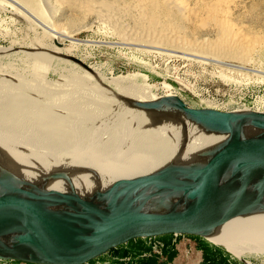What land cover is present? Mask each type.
Returning a JSON list of instances; mask_svg holds the SVG:
<instances>
[{
	"label": "bare ground",
	"instance_id": "bare-ground-1",
	"mask_svg": "<svg viewBox=\"0 0 264 264\" xmlns=\"http://www.w3.org/2000/svg\"><path fill=\"white\" fill-rule=\"evenodd\" d=\"M49 1L0 0V7L10 6L11 17L18 16L17 20L25 27L31 26L34 34L32 27L41 28L42 34L59 44L68 40L69 49L79 47L70 30L64 29L66 25L52 21ZM52 1L78 11L84 28L93 19L97 31L110 37L123 36L126 41H99L104 43L101 46L120 45L132 54L154 53L211 66L228 81L264 80V32L233 20L234 0ZM202 31L213 35L202 36ZM41 42L40 37L35 45L29 42L30 46L14 48L31 66L33 73L29 78L17 70L10 72L0 67V168L6 179L25 183L29 189L71 191L89 198L117 180L168 166H203L223 154L230 143L263 138L264 131L242 126L234 141L232 135L210 131L186 119L180 110L138 107L140 102L179 98L175 90L156 96L144 83L143 74L116 76L106 81L107 76L102 77L78 59L89 70L74 64L78 69L67 67L70 70L64 73L65 84L47 81L42 72L53 57L50 53L73 56L65 47L49 45L46 52L38 47L45 44ZM136 42H143L142 48H134L140 46ZM9 50L0 48V59ZM137 76L142 83L134 81ZM104 85L112 86L114 91ZM57 174L60 177L51 178ZM207 240L238 259L264 255V209L219 223Z\"/></svg>",
	"mask_w": 264,
	"mask_h": 264
},
{
	"label": "water",
	"instance_id": "water-1",
	"mask_svg": "<svg viewBox=\"0 0 264 264\" xmlns=\"http://www.w3.org/2000/svg\"><path fill=\"white\" fill-rule=\"evenodd\" d=\"M138 107L180 110L186 119L232 135L234 141L242 126L264 131V112L197 109L179 98ZM226 147L203 166H168L117 180L89 198L29 189L6 179L0 168V262L87 264L136 238L180 234L207 239L219 223L264 209V135Z\"/></svg>",
	"mask_w": 264,
	"mask_h": 264
},
{
	"label": "rangeland",
	"instance_id": "rangeland-1",
	"mask_svg": "<svg viewBox=\"0 0 264 264\" xmlns=\"http://www.w3.org/2000/svg\"><path fill=\"white\" fill-rule=\"evenodd\" d=\"M36 1L39 2V0ZM49 4L52 8V21L54 24L66 25L67 28H64V26L59 27L66 29V31L70 30L69 32L72 33L73 38H76L79 42V47L69 49L68 40H64L59 44L57 41L50 39L46 34H42L41 28L32 27L36 30V34H34V31L30 28L31 26L25 27L21 20H17L18 16L11 17V7L6 5L0 7V48L8 47L11 50L7 51L0 59V67L2 66L8 69L10 72L12 70L16 72L17 70L18 73L25 74V77L29 78L33 70L24 61L23 54L16 53V49L14 48L15 46H30L33 42L35 45L41 37V43L45 44L40 43L41 45L38 46L40 49L49 52L47 51L49 45L58 48L65 47L73 57L81 59L85 64L92 66L102 77L107 76L104 77L106 81L116 76H126L134 73L143 74L145 75L144 83L150 87V92L159 97L168 91L175 90L179 99L192 108L216 109L219 111L252 109L257 112H264V80L250 79L251 82L250 80L236 79V81H228L222 79L218 75L217 70L211 66L199 65L192 61L188 62L167 58L154 53L137 51L132 54L126 47L120 45H108L109 47L106 45L101 46L104 43H99V41H116L120 43H125L126 41L123 36L111 35L110 37L100 30L97 31L93 19L87 23L89 26L84 28L78 11L67 8L66 6L55 5L52 0L49 1ZM231 8L233 12L232 18H234L233 20L235 22L249 29L254 28V30L259 29L264 32V0H234ZM77 19H80V22ZM200 35L211 36L213 34L208 31H202ZM32 38L34 40L36 39V41ZM43 38H45L44 41ZM136 43L140 46L134 48H142L141 45L144 44L143 42ZM84 44L88 46L85 47ZM50 54L53 57L50 59L49 65L47 64L46 69L42 72L44 73L42 75H45L44 77L47 81L55 84H65L64 73L71 67V69H78L77 66H74V64H77L71 61L70 57L66 55ZM262 69L264 70V61ZM1 72L2 70L0 68ZM141 79L140 76H137L134 78V81L142 83ZM104 88H107L109 91H114L112 86L104 85ZM117 108L120 109L121 107L119 106ZM118 113L126 112L118 110ZM229 253L234 256L231 252ZM234 257H232L234 259L233 262H238V259ZM243 259L252 262L251 264H264V255L245 256ZM95 261H100V259H93L92 264ZM0 264H4V262L1 261Z\"/></svg>",
	"mask_w": 264,
	"mask_h": 264
},
{
	"label": "crops",
	"instance_id": "crops-1",
	"mask_svg": "<svg viewBox=\"0 0 264 264\" xmlns=\"http://www.w3.org/2000/svg\"><path fill=\"white\" fill-rule=\"evenodd\" d=\"M225 248L194 235L136 238L99 256L94 264H245ZM4 262V261H3ZM25 264L4 262V264ZM27 264V263H26ZM87 264H92V260Z\"/></svg>",
	"mask_w": 264,
	"mask_h": 264
}]
</instances>
